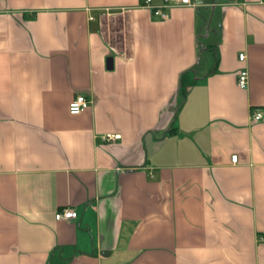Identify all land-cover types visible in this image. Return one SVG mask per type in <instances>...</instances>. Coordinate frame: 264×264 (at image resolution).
Segmentation results:
<instances>
[{"label":"crops","instance_id":"0c3cea01","mask_svg":"<svg viewBox=\"0 0 264 264\" xmlns=\"http://www.w3.org/2000/svg\"><path fill=\"white\" fill-rule=\"evenodd\" d=\"M141 2L0 0V264H264V0Z\"/></svg>","mask_w":264,"mask_h":264},{"label":"built area","instance_id":"2783aa9c","mask_svg":"<svg viewBox=\"0 0 264 264\" xmlns=\"http://www.w3.org/2000/svg\"><path fill=\"white\" fill-rule=\"evenodd\" d=\"M196 4V0H161L160 4L154 5L151 3V0H142L140 3L141 6L148 7L152 10V14L158 16L159 18H166V12L163 11V8L171 7V6H193ZM245 58V54L243 52L238 53V59L243 60ZM247 82V72L245 68H239L237 70V83L240 87H245ZM88 105V101L84 94L78 93L73 99L68 103V112L70 114H78ZM262 116V112L259 109H255L252 112V117L254 119H259ZM119 134L114 133H106L103 135V139H111L118 137ZM232 162H236L237 154L233 153L230 156ZM77 213L73 208L70 207H61L59 208L54 217L56 219H71L76 217Z\"/></svg>","mask_w":264,"mask_h":264},{"label":"water","instance_id":"95a60500","mask_svg":"<svg viewBox=\"0 0 264 264\" xmlns=\"http://www.w3.org/2000/svg\"><path fill=\"white\" fill-rule=\"evenodd\" d=\"M106 67L107 68L111 67V57L110 56H108L107 59H106Z\"/></svg>","mask_w":264,"mask_h":264}]
</instances>
